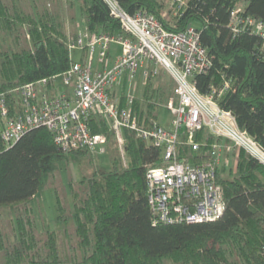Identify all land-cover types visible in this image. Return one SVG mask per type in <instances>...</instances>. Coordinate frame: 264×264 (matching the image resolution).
I'll use <instances>...</instances> for the list:
<instances>
[{
    "label": "trees",
    "instance_id": "16d2710c",
    "mask_svg": "<svg viewBox=\"0 0 264 264\" xmlns=\"http://www.w3.org/2000/svg\"><path fill=\"white\" fill-rule=\"evenodd\" d=\"M117 1L131 15L146 10L158 18L167 2ZM75 2L90 35L129 39L103 0H0V94L9 99L16 88L71 68L74 60L65 20L66 7H74ZM234 9L242 19L264 23V0H186L178 16L164 23L175 31H184L193 22L200 24L195 29L213 65L207 74L195 77L198 90L206 94L224 79L232 80L233 89L221 98L220 106L234 114L240 130L264 147V38L245 26L235 33ZM156 79L147 80L135 101L134 113L141 120H158L160 109L175 94V83L164 71ZM121 103L127 104L125 94ZM91 123L94 134L108 136L111 168L84 175L77 184L70 181L72 206H65L56 192L58 230L39 225L33 203L49 177L62 171L72 157L93 162L94 153H63L46 128L32 129L13 147L1 150L0 264H264V165L260 161L238 147L233 148L234 166L228 168L223 159L217 171L225 202L220 219L155 225L147 198L146 166L160 165V150L127 132L125 163L105 122L94 118ZM196 140L201 145L195 163L211 159L215 142L231 144L206 131ZM189 153L185 148L184 154ZM5 209L13 212L7 224Z\"/></svg>",
    "mask_w": 264,
    "mask_h": 264
},
{
    "label": "built area",
    "instance_id": "2783aa9c",
    "mask_svg": "<svg viewBox=\"0 0 264 264\" xmlns=\"http://www.w3.org/2000/svg\"><path fill=\"white\" fill-rule=\"evenodd\" d=\"M103 1L129 39L79 33L68 48L70 54L80 50L82 56L70 69L20 86L9 99L0 94V152L13 147L26 132L46 128L63 153L89 150L107 154L108 136L92 130V119H101L113 133L125 163L127 132L160 150V165L146 166L147 198L155 225L220 219L225 202L217 171L225 154L231 148H242L264 165V147L240 130L234 114L220 106L221 98L233 89L232 80L211 86L206 94L198 90L195 77L207 74L213 65L200 33L191 25L175 31L165 24L178 16L186 0H175L161 18L146 10L131 15L117 0ZM231 25L235 33L245 26L264 38V23L242 19L236 9L231 13ZM114 44L121 49L115 56ZM162 71L175 83L174 96L163 106L172 116L169 126L151 118L141 120L134 113L139 92ZM128 84L133 94L127 93ZM122 94L126 95L125 106ZM202 131L231 144L215 142L211 159L195 163L201 145L196 136ZM185 148L190 152L187 156Z\"/></svg>",
    "mask_w": 264,
    "mask_h": 264
},
{
    "label": "rangeland",
    "instance_id": "374dc122",
    "mask_svg": "<svg viewBox=\"0 0 264 264\" xmlns=\"http://www.w3.org/2000/svg\"><path fill=\"white\" fill-rule=\"evenodd\" d=\"M174 2L175 0H167L166 7L163 9V11L168 12ZM241 7L243 8V5H241ZM65 25L68 41L75 39L76 35H78L79 33H84L86 31L84 16L81 13L79 3L75 2L74 7H66ZM192 26L194 28H198L200 27V24L193 22ZM111 50L113 55L115 56L120 52L121 49L118 45L114 44ZM81 56L82 54L80 50L71 51V57L74 61L80 60ZM154 82L155 84H157L160 81L156 79ZM161 83L164 84V81H161ZM121 89L122 86H119L117 88L118 93L121 92ZM140 90L142 89L140 88ZM143 90L141 91V93L143 92ZM126 91L127 93L129 92L130 94H133V87L130 88L128 84L126 87ZM141 93L139 92L140 95ZM171 119V113L168 111V109L162 107L159 112V123L163 126H169ZM233 152V148H231L230 152L228 154H225L226 158L224 157V161L227 164L228 168L234 166ZM227 155L229 156L227 157ZM224 161H222V165H224ZM110 168L111 164L108 160L107 154H94L93 162L89 161V159L87 158L80 161L78 158L72 157L68 165H66L62 171H58L49 177L48 181L45 184L44 190L33 203V206L37 210L39 225H46L44 229L48 228L49 230L61 229V225L57 222L55 212L56 192L58 193V197L60 198L61 202L65 206H72L73 195L71 194L69 182L74 181L77 184L80 182L84 175L90 176L94 173L95 170L109 171ZM11 218H13V212L11 211V209H5V223H10Z\"/></svg>",
    "mask_w": 264,
    "mask_h": 264
},
{
    "label": "crops",
    "instance_id": "0c3cea01",
    "mask_svg": "<svg viewBox=\"0 0 264 264\" xmlns=\"http://www.w3.org/2000/svg\"><path fill=\"white\" fill-rule=\"evenodd\" d=\"M226 144V143H225Z\"/></svg>",
    "mask_w": 264,
    "mask_h": 264
}]
</instances>
